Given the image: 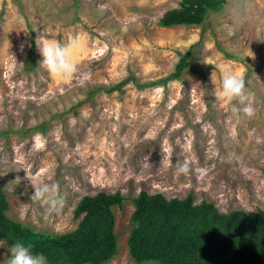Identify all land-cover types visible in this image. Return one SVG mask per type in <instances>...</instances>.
<instances>
[{
  "label": "rangeland",
  "instance_id": "rangeland-1",
  "mask_svg": "<svg viewBox=\"0 0 264 264\" xmlns=\"http://www.w3.org/2000/svg\"><path fill=\"white\" fill-rule=\"evenodd\" d=\"M182 2L0 0V185L12 221L67 234L85 197L120 193L108 264H136L128 243L142 192L192 195L222 214L264 211V0H227L205 26L160 27ZM43 29L61 42L82 37L83 76L58 81L39 67ZM190 50L191 67L167 82ZM221 65L245 79L252 116L214 102ZM176 160L190 172L178 175ZM42 181L59 185L56 212L30 200ZM11 247L0 241V264Z\"/></svg>",
  "mask_w": 264,
  "mask_h": 264
},
{
  "label": "trees",
  "instance_id": "trees-1",
  "mask_svg": "<svg viewBox=\"0 0 264 264\" xmlns=\"http://www.w3.org/2000/svg\"><path fill=\"white\" fill-rule=\"evenodd\" d=\"M226 5L227 0H183L180 9L167 12L159 25L205 26L209 16ZM192 50L183 56L167 82L181 80L191 67ZM127 83L109 93L121 92ZM125 201L120 193L85 197L75 211L76 218L81 219L77 230L51 235L12 221L8 215L11 207L0 185V241L9 246H31L34 254L47 257L48 264H108L119 251L114 209ZM135 206L128 245L136 264H264L262 210L222 214L212 203L197 205L192 195L169 200L147 192L140 194Z\"/></svg>",
  "mask_w": 264,
  "mask_h": 264
},
{
  "label": "clouds",
  "instance_id": "clouds-1",
  "mask_svg": "<svg viewBox=\"0 0 264 264\" xmlns=\"http://www.w3.org/2000/svg\"><path fill=\"white\" fill-rule=\"evenodd\" d=\"M37 40L38 52L41 56L39 67L43 68L50 78L58 81H69L74 76L80 74V68L76 62V57L85 50L82 37L72 35L66 42L51 39L46 30L43 29ZM221 67L222 78L219 89L212 91L214 93V102L219 104L229 103L237 113H243L252 116L253 107L248 103L249 94L246 81L242 75L227 69L223 65ZM176 173L188 174L190 172V164L187 160H176L174 163ZM201 171H205L201 169ZM34 192L30 200L40 202L47 206L51 212H56L63 205V198L59 191L57 183L39 182L33 186ZM3 264H48L47 257L43 253H33L31 246L24 243H15L11 247V257L3 261Z\"/></svg>",
  "mask_w": 264,
  "mask_h": 264
}]
</instances>
